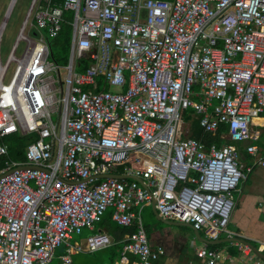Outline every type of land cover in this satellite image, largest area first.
Segmentation results:
<instances>
[{"label":"built area","instance_id":"2783aa9c","mask_svg":"<svg viewBox=\"0 0 264 264\" xmlns=\"http://www.w3.org/2000/svg\"><path fill=\"white\" fill-rule=\"evenodd\" d=\"M65 11L69 54L58 64L49 38ZM263 112L264 0H31L0 59V138L33 136L24 162L2 161L8 145L0 142V264H51L62 243L58 264H75L71 254L110 246L100 229L108 208L112 221L135 226L109 264H128L129 255L133 264H153L164 250L150 246L141 218L152 200L165 219L209 239L231 236L234 191L264 165L255 143L263 124L254 122ZM192 120L203 133L223 125L222 145L191 136ZM241 143L253 157L248 165ZM112 168L145 186L100 177ZM84 228L92 230L84 241L71 242ZM195 251L200 264H223L217 250Z\"/></svg>","mask_w":264,"mask_h":264},{"label":"crops","instance_id":"0c3cea01","mask_svg":"<svg viewBox=\"0 0 264 264\" xmlns=\"http://www.w3.org/2000/svg\"><path fill=\"white\" fill-rule=\"evenodd\" d=\"M258 118H264V112L261 114V116H258ZM262 124L263 126H260V128H264V121ZM257 128H259V126ZM260 131V138L255 142L258 148V142L261 140L262 135H264V130ZM239 151L240 161L243 164L248 165L253 161V157L247 154L245 151V143L241 144ZM259 152L264 156V151L261 148H259ZM240 184H242V187L239 188L238 184L236 191H234L237 192V200L229 221L230 223L232 220L233 225L230 228L228 223L227 226V229L231 232V236L223 233L217 239H209L201 231H198L199 235L195 234L194 228H191L187 225L168 223L191 228L193 233L192 237L189 239L185 235H171L166 229H156L157 226L154 224H152L149 228L144 226L150 246L152 248L162 247L164 250L163 254H161L158 260H156L153 264H200V259L197 257L195 250L197 247L202 245L206 246L207 248L219 251L223 255V264H264V165H255L247 178L242 180ZM153 213L155 214L154 211ZM109 214L111 215L110 208L106 210L103 216L105 222ZM155 216L158 220L164 222L162 219L165 218L161 217L160 215L158 216L157 214H155ZM110 222H112L114 225H118L112 220ZM100 229L105 230L112 237L113 233L111 229L101 225ZM91 231L92 230L88 228H84L79 234L81 235L79 240L84 241ZM123 237L119 242H116L113 239L112 244L105 247L113 248V257L106 264L118 261ZM199 237L212 240L213 242L206 243ZM235 237L239 238V240H234L233 238ZM242 240H245L248 243H245ZM235 242L247 244L250 247V252L248 254L241 252ZM250 244L256 248L255 251L252 249ZM208 245L212 246L209 247ZM75 254L77 253L71 254L73 262V255ZM134 261L135 257L129 255L128 264H133Z\"/></svg>","mask_w":264,"mask_h":264},{"label":"rangeland","instance_id":"374dc122","mask_svg":"<svg viewBox=\"0 0 264 264\" xmlns=\"http://www.w3.org/2000/svg\"><path fill=\"white\" fill-rule=\"evenodd\" d=\"M9 2L10 0H0V25L2 21L4 20ZM30 3H31V0H16L10 12V15L6 20L4 29L1 34V41H0V59L2 63L5 62L7 55L12 45L15 42L20 25L22 24V21L30 6ZM24 48H25L24 42L18 43L16 52H15L16 56H20ZM49 59L50 61H52L50 57ZM11 68L12 66H10L9 69L6 71V74L3 79L4 82H8V80L10 79ZM65 73H66V70L61 68L60 75L64 76ZM109 89L114 90L115 88L109 87ZM260 130H264V128H260ZM258 145H259V148H261L264 151V135H262V138L258 142ZM238 187L241 188L242 184L239 183ZM234 198L236 202L237 192H234ZM141 217H142V222L145 227L149 228L151 227L152 224H154L155 226H157L156 229H160V228L166 229L169 231L171 235H185L189 239L192 237L193 231L191 228L186 227V226L172 225V224L164 223L161 220H158L155 214L153 213V210L150 204L143 206ZM232 225H233V222L231 220V222L229 223V227L231 228ZM80 236L81 235L79 234H74L72 236L71 242H73L74 240H79ZM64 250H65V245L63 243L55 247L54 253H53V261L51 262V264H58L59 257L65 252ZM112 250H113L112 247H108L105 249L97 250L96 252H93V253L79 252L73 255L74 262L76 264H106L113 257Z\"/></svg>","mask_w":264,"mask_h":264},{"label":"trees","instance_id":"16d2710c","mask_svg":"<svg viewBox=\"0 0 264 264\" xmlns=\"http://www.w3.org/2000/svg\"><path fill=\"white\" fill-rule=\"evenodd\" d=\"M59 1V0H54ZM72 17L71 11L64 12L65 22L62 23L60 32L55 37L49 38L50 43V58L52 61L58 64H64L67 62L68 54H69V45H70V38H71V25L67 20ZM83 64H86L85 60H81ZM78 69H82L83 67L78 66ZM224 129V126H220L214 132H207L203 133L202 128L196 120H192L190 124L189 134L193 137L199 138L202 137L205 143H210L215 141L218 145H222L224 141L219 139V133ZM33 136H22L18 133L7 135L0 138V142H5L8 145L7 154L1 158V160L9 159L16 162H24L25 155H24V147L26 146L27 142L32 139ZM240 148L241 144L237 145ZM2 164V163H1ZM1 167V166H0ZM116 170L121 172L123 170V166L116 164ZM111 221V215L109 214L108 217L102 219L101 226H105L108 229L112 230V238L114 241L119 242L125 234H130L135 231V226L127 227V226H120L114 225ZM211 247L212 245H208Z\"/></svg>","mask_w":264,"mask_h":264},{"label":"water","instance_id":"95a60500","mask_svg":"<svg viewBox=\"0 0 264 264\" xmlns=\"http://www.w3.org/2000/svg\"><path fill=\"white\" fill-rule=\"evenodd\" d=\"M32 33L34 34V35H36V32L35 31H32ZM235 137H237V135H235ZM19 167H24V166H17L16 168H19ZM32 167H37V166H32ZM15 168H12L11 169V171H13ZM113 172L112 173H105V174H101L100 175V177H117V178H132V179H136L141 185H143V186H145V184H144V182H143V180L140 178V177H137V176H134V175H132V174H116V173H114V168H112L111 169ZM151 207H152V209H153V211L155 212V214H157L158 216H159V214H158V212H157V210H156V208H155V203H154V201L152 200L151 201ZM161 218V217H160ZM162 219V218H161ZM164 222H167V223H174V224H182V225H187V226H189V227H191V228H193V226L190 224V223H186V222H180V221H171V220H167V219H162ZM194 232H195V234H197V235H199V232L197 231V230H195L194 229ZM200 238V237H199ZM201 240H203L204 242H206V243H212L213 241L212 240H207V239H205V238H200ZM234 240H239V238H237V237H235V238H233ZM243 242H245V243H248L247 241H245V240H242ZM251 245V244H250ZM251 247H252V249L255 251L256 250V248L254 247V246H252L251 245Z\"/></svg>","mask_w":264,"mask_h":264},{"label":"bare ground","instance_id":"6f19581e","mask_svg":"<svg viewBox=\"0 0 264 264\" xmlns=\"http://www.w3.org/2000/svg\"><path fill=\"white\" fill-rule=\"evenodd\" d=\"M263 121H264V118H257V119H254V122H256V123H263Z\"/></svg>","mask_w":264,"mask_h":264}]
</instances>
